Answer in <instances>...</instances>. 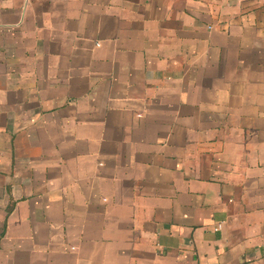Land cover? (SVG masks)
<instances>
[{"label":"crops","instance_id":"obj_1","mask_svg":"<svg viewBox=\"0 0 264 264\" xmlns=\"http://www.w3.org/2000/svg\"><path fill=\"white\" fill-rule=\"evenodd\" d=\"M0 264H264V0H0Z\"/></svg>","mask_w":264,"mask_h":264}]
</instances>
